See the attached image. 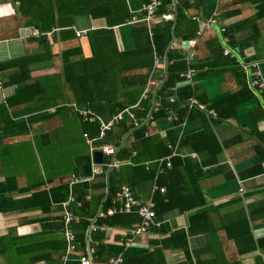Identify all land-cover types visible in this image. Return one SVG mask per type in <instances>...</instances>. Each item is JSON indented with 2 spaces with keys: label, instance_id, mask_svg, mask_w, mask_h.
Instances as JSON below:
<instances>
[{
  "label": "crops",
  "instance_id": "0c3cea01",
  "mask_svg": "<svg viewBox=\"0 0 264 264\" xmlns=\"http://www.w3.org/2000/svg\"><path fill=\"white\" fill-rule=\"evenodd\" d=\"M184 1L192 6L187 9V18L182 21L179 34L175 36L170 49L173 51L172 61L176 63V70L181 78L173 89L171 101L189 107L194 98L204 107L191 108L190 119L187 118L180 125H176L170 115L158 118L151 123L150 133L161 138L168 137L174 143L178 139V143L179 138L185 136L189 139L205 127L214 132L221 147L213 141L210 146L204 141L189 139L182 147L176 146L171 155L162 158L164 164L167 160L172 163L174 156L180 159L174 160L175 169L160 179L164 187L172 188L174 195L182 200L185 194L193 193L191 188L197 184L201 193L194 192L195 200H201L204 196L206 206L183 214L176 210L165 213L159 220L162 228L138 235L132 242H128L129 233L126 228L91 226L89 233L96 230L101 232L106 251L112 257L107 263L94 257L98 242L92 244L91 237L87 236L89 246L87 245L86 250L87 253L89 250L93 251L92 264H110L119 256L124 259L121 264H264V93L255 91L256 94L252 97L247 94L246 98L241 95L232 98L244 81L251 85L250 71L241 68L238 59L245 57L248 61L258 62L264 75V17H258L257 6L252 2L172 0L165 12L175 10L174 19L171 20L173 30L179 19L178 10L183 7L180 5ZM25 3L27 13L23 14L19 0H0V237L10 232L18 236H37L63 231L65 225L58 217L64 210L71 208V204L64 207V202L67 201L66 186L68 198L73 196L76 203L75 184L80 183L85 190H89L95 181L93 178L104 174L107 166L119 168L122 164L132 165L129 161L118 162L115 159L118 148L113 145L104 144L110 145L114 150L113 154L105 155L102 151L104 145H95L96 140L104 135L100 137V132L98 138H88L82 123L86 120L88 109L91 112L101 110L106 105L103 100L107 98L106 101H111L118 91L123 92L122 77L145 72L143 68L128 71L129 65L126 70L120 57L113 55L110 58H114L115 62L110 59L108 66L98 67L99 70L94 66H86L91 75L83 84L61 83L60 75L63 73L64 62L68 59L67 53L72 61L91 58L92 49L87 34L67 40L58 36L55 41L52 40L54 29L48 35L51 44L49 58L44 55L45 50L39 42L29 41L39 35V29L34 23H29V20L31 17H40L45 12V23L48 24L49 8L55 17L54 0H33L32 5L26 0ZM82 10L85 9L80 7V14ZM88 10L85 11L88 14H73L67 18L77 32L107 27V13L104 14L106 10L97 16ZM214 11L219 13L215 24H212L209 31H204L201 38H196L198 31L209 21ZM223 14H228V17L223 19ZM192 23L196 25V35L185 40L184 30ZM39 24L44 23L39 21ZM226 26L234 28L231 30L232 36H227L226 31H222ZM58 33L57 31L56 34ZM225 37L227 42L223 40ZM233 39L240 45V49L231 45L234 44ZM195 40L194 56L187 62L191 44ZM185 42L188 43L187 46ZM114 43L120 52L147 48L153 44L152 31L148 27L146 31L144 25L139 23H123L114 29ZM224 47L230 49L234 57L225 55ZM28 56L31 59L29 72L25 70L26 62L23 60ZM166 61L169 65L167 54L162 59H156L153 77L145 89V98L149 92L153 93L159 87L161 69L164 72L167 70ZM193 64H200V70L193 69ZM189 70L194 71L192 79L185 77ZM111 73L112 81L109 82L106 79ZM92 75L97 80L92 79ZM29 76L33 80L45 76L54 77L55 85L49 89L52 90L50 94L55 106L38 110L42 106L37 100L42 98L44 87L41 84L31 88L37 95L35 103L29 104L26 101L27 83L23 80ZM102 87L104 91L99 93ZM80 88L85 91L82 97L84 105L78 102L81 94H76ZM94 89L98 90V95L102 94V99L100 96V100L97 99ZM13 95L14 106H9L7 110L3 105ZM61 99L68 101L62 102ZM58 101L64 107L60 112H56ZM137 106L127 108V112L130 113L129 110ZM218 106H221L219 109L225 114L233 112L232 116L217 120ZM156 109L157 104L153 111ZM153 111L149 119L150 113L148 114L144 123L152 119ZM131 116L134 118L133 114ZM122 117L123 113L108 123L113 124L115 119L120 120ZM133 140V133L130 132L124 138L122 146L129 145ZM193 146L196 151L192 150ZM97 151L102 152L101 162L95 160ZM106 159L108 160L105 161ZM202 161L208 163L200 165ZM149 163L144 165L148 167ZM195 164L201 166V172L195 171ZM107 172L106 188L93 192L94 195L104 193V199L108 189ZM158 187L157 181L151 180L136 185L133 193L141 201L147 202L153 200ZM180 187L183 189H179ZM39 191L49 193L52 207L50 214L41 210L42 203L29 210L26 208L28 205L21 202ZM11 206L14 209L9 210L8 207ZM60 207H64V210H58ZM45 217L53 219L43 221ZM191 224L194 225V230L189 234ZM78 249L79 247L75 254L77 257L85 255L83 250ZM36 250L35 253L28 252L23 256L10 255L7 259L6 256H0V264H33L30 260L42 253L38 252L37 247ZM53 257L56 264L58 254L55 253ZM34 264L51 262L41 260Z\"/></svg>",
  "mask_w": 264,
  "mask_h": 264
},
{
  "label": "trees",
  "instance_id": "16d2710c",
  "mask_svg": "<svg viewBox=\"0 0 264 264\" xmlns=\"http://www.w3.org/2000/svg\"><path fill=\"white\" fill-rule=\"evenodd\" d=\"M20 1V9L22 10L23 14L27 13L25 10L26 0H19ZM160 6L158 7L157 16H160L164 13L172 12L174 14L175 10L168 12L166 8L170 5L172 0H159ZM242 2H252L256 4L258 17H264V0H240ZM31 5L33 4V0H29ZM113 2L122 3L120 5L113 4ZM54 0L55 3V17L51 14V8H49L50 13V22L46 24L47 21V14L44 12L43 15L40 17H31L29 23H34L35 27L39 29L38 37H33L30 42H39L40 45L44 48V55H47L49 58L51 57V44L49 34L53 33L55 29V33H53L52 40H58L59 38L73 39V38H81L83 35L87 34L88 41L91 45L92 49V56L88 59H78L72 61L70 55L67 53L68 59L64 62V69L61 76V83L71 84L72 82H76L79 84H83L90 78L91 73L88 71L86 66H94L96 70L103 65L108 66V61L111 59L110 57L113 55H117L120 57L119 60L123 63L126 70L131 69H144V73L135 74V75H125L124 78H121V82L123 84V92H117L115 95L112 96L113 100L105 101V106L101 107L100 109L103 110H94L91 112L88 109V115L86 116V120L82 123L84 128V133L90 139H96L100 136L102 124H107L111 119L119 114L123 113L122 119L118 120L115 119L113 121L112 126L109 130L105 131L104 136L102 138L97 139L96 144H110L113 145L117 151L115 153V159L119 161H129L132 165H121L119 168L108 166L105 169V173L99 176H95L93 180V184H91V188L89 190H85L80 183L74 185V192L76 195V203H72L69 208V212L72 214L71 222L65 221V210L64 207L58 208V210H64L62 215L58 218L62 221L65 225V229L63 231H55L50 233H44L41 235L35 236L33 235H25V236H18L13 235V232H10L8 235L0 237V256L10 258L9 256H23L29 253H35L36 247L41 251V255H36L35 258L30 260L31 263H37L41 260L50 261L51 264H55V258L53 257L55 253L58 254V258L56 259V264H64V256L66 254L68 241L66 237V231L70 230L74 234L75 241L78 242L80 245L78 246V250H83L84 254L87 255L86 247L89 244L87 243V236L91 237L92 244L98 242L95 256L99 257L100 261L107 263L110 258V253L106 250L105 244H103V237L100 235V231H92L91 234L90 229L91 226L95 227H105V228H126L128 229V238H131V231L136 228V225L140 223L141 217L138 213H114L109 215L108 209L114 207L115 199L117 198L118 192L121 190V187L124 185H128L131 187L132 191L136 187V185L148 182L151 180H156L158 184V190L153 196V202H155V211L158 222L160 223V217L165 215V213L178 211L179 213H186L192 210L200 209L206 206V199L204 196L201 200H195L194 195L196 193H201L200 187L195 184L191 189L193 193L185 194L183 199H178L174 193L172 188L164 185L161 183L160 179L168 174L169 171L175 169L174 160H180L179 158H172L173 162L171 163V167H167L165 164L162 166V171L159 169L158 160L169 156L173 153L174 148L176 146L182 147L184 142L189 139H196L197 141H204L208 143L210 146L213 143H216L217 146H220V142L215 136L214 132L208 129V127L203 130L198 131V133L191 135L189 139L186 137L179 138V144L170 141V138H161L159 135H154L150 133V126L151 123L158 118L161 117H169L173 116L176 125H180L181 123L185 122L187 118L190 119L192 114V109L186 106V104H180L176 101H171L174 95V87L180 81V73L176 70V63L172 58V53L169 49L170 44L173 41L174 36H178L182 21L187 18L186 12L189 7L192 6L190 3H186L184 1L183 6L178 10L179 19L177 20V25L173 30V22L170 21H163L161 20L152 27V39L153 44L150 47L139 49V50H132V51H125L120 52L117 49L116 43H114V29L115 27L123 24V23H139L140 25H144V29L147 31V14L146 10L143 9L145 4L149 3V0ZM84 8L82 10V14H88V12H94L93 15L97 16L100 15L103 11L106 10L104 14L107 20V27L104 29H97L91 30L89 29L88 32L81 31L77 32L74 25L68 21V16H72L73 14L78 16L82 15L79 13V8ZM119 8V9H118ZM47 9V8H46ZM74 9V10H72ZM69 13V14H68ZM52 15V16H51ZM87 16V15H86ZM45 17V18H44ZM223 19L228 17V14L222 15ZM39 18V19H37ZM67 19V20H66ZM219 19V18H218ZM221 19V18H220ZM40 22L44 24L40 25ZM196 23V22H195ZM195 23L189 24L188 27L184 30V39L190 40L195 37L197 28ZM225 28V35L232 36L231 30L234 28L230 26H226ZM59 32L56 34V32ZM174 31V32H173ZM81 33V35H78ZM232 39V37H229ZM234 44L230 43L231 45L237 46V48H241L240 45L232 40ZM219 46V45H218ZM167 54V57L170 61L167 67V77L166 72L161 69V74L159 76V87L153 93L149 92L147 98L144 97L145 89L151 79L153 77V69L155 67V61L157 58H164ZM66 55V53H65ZM45 58V56H44ZM26 62V71L29 72V66L31 64V59L28 56L27 58L23 59ZM71 60V62H70ZM118 60V62H119ZM112 62H115V59H111ZM135 63V64H134ZM99 67V68H98ZM192 68L195 70H200V64H193ZM113 70V69H112ZM73 72V73H72ZM155 73V72H154ZM28 75V74H27ZM111 75L107 77V81L111 82ZM75 77V80L73 79ZM95 77V78H94ZM99 78V74L97 75ZM97 77L92 75V79H96ZM15 79H12L14 81ZM113 80L115 81L114 77ZM18 82V81H17ZM26 82L27 85L25 88V99L29 104L35 103L37 95L35 91L31 88L35 87V85H43L42 90V98H38V102L42 103V106L38 110H46L48 108H52L55 106V101H52L51 92L52 90L49 89L52 85H55V80L53 76H45L39 80H33L31 77H27V79L23 80ZM251 86L249 83L246 84L244 81L241 84V88L237 91L236 95H233L232 98L241 95V97L246 98L247 94L249 97L255 96V91H264L257 86L252 84V79L250 80ZM72 85V84H71ZM253 89L251 90L250 89ZM255 88V90H254ZM18 91V90H17ZM104 91V87L99 91L102 93ZM254 91V92H253ZM91 92V91H89ZM80 93L81 97L78 99L80 104H83L84 100V90L76 91V94ZM93 93L97 95V99L100 100L101 96L98 95V90L94 89ZM18 95V94H17ZM100 96V97H99ZM14 95L11 97L10 101H6L3 107L7 110L9 106H14V99H12ZM155 98V105L157 104V109L153 111L152 119L149 120L148 123H144L147 119L148 114L151 112L153 99ZM198 98V97H197ZM202 101V100H200ZM237 101V100H236ZM234 102V101H232ZM48 103V105H46ZM84 105V104H83ZM138 105L137 107L131 108L129 112H127V108ZM217 107V120H224L232 116L233 112L230 114H225L222 110ZM63 106H56V112L62 111ZM90 108V107H89ZM226 109V108H224ZM105 110V112H104ZM106 113V114H104ZM134 115V118L131 116ZM99 117H98V116ZM137 121V124H135ZM14 124V123H12ZM133 133L134 140L129 145L122 146V142L124 138L130 133ZM176 144V145H175ZM194 151L196 148L193 146ZM106 159L105 161H107ZM146 162H150L149 166H145ZM206 161H202L200 165H206ZM108 164V163H106ZM199 164H195V171L201 172V166ZM109 171V194L104 199L105 194H97L94 195L93 192L103 191L106 188V172ZM165 188L164 192L161 189ZM179 189H183L180 187ZM92 190V192L90 191ZM195 192V194H194ZM180 194V193H179ZM136 197V194H134ZM68 198V187L66 186V198ZM102 198L104 199L103 201ZM137 198V197H136ZM24 204L27 209H34L35 205L38 203H42V211L45 214H50L52 212L51 202L49 199V193L47 191H39L33 193V195L28 198L24 199ZM103 204L102 213L100 214V207ZM9 210L14 209V206L8 207ZM53 218L45 217L43 221H51ZM57 219V217H55ZM162 228L163 225L157 226L153 224L149 231ZM194 225L191 224L189 227V234L193 232ZM127 236V234H126ZM77 247V248H78ZM29 252V253H28ZM123 259V257H122ZM124 260V259H123ZM80 257H77L75 254L68 257L66 264H80ZM126 262V261H125Z\"/></svg>",
  "mask_w": 264,
  "mask_h": 264
},
{
  "label": "built area",
  "instance_id": "2783aa9c",
  "mask_svg": "<svg viewBox=\"0 0 264 264\" xmlns=\"http://www.w3.org/2000/svg\"><path fill=\"white\" fill-rule=\"evenodd\" d=\"M192 2V0H186ZM160 1L159 0H149L148 4H145L143 6V9L146 10L147 14V19H146V25L148 29H152V27L155 25V23L160 22L161 20L163 21H170L174 19V14L169 12V13H164L160 16H157V11L158 7L160 6ZM219 13L217 11H214L211 18L209 19L208 22L203 24V27L198 31L197 37L196 38H201V36L204 34V31H209L212 27V24L216 22V18L218 17ZM197 19V18H195ZM223 32H225V28L222 29ZM78 35H81V33H78ZM225 42H227V38H223ZM192 42V41H191ZM195 42L191 44V50L189 51V54L187 56V62H190L194 56L195 50ZM224 54L225 55H230L234 57V54H232V51L226 47H224ZM238 65L247 70L250 71V77L252 79V84L254 86L259 87L264 91V75L263 72L260 68V65L256 61H248L246 60L245 57H242L237 60ZM194 76V71L189 70L186 74L185 77L188 79H192ZM194 106H198L200 108H203L204 106L199 103L197 99H192L189 104V108H193ZM172 119L173 116H172ZM176 120V118L174 119ZM112 123L108 124H102L101 127V136L102 137L105 133V131L109 130L111 127ZM102 151L105 155H111L113 154L114 150L110 145H104L102 147ZM169 159V157H168ZM159 164V169L162 171V166L164 164V159H161L157 161ZM117 164L115 163V166ZM167 167H171V162L170 160H167L166 164ZM162 192H164V189H161ZM75 202V199L73 196H69L67 201L64 202V207H68L70 204ZM115 206L108 211V214H114V213H133L136 212L139 214L141 217V221L139 224L136 225V228L131 231V238L128 239V242H132L136 236L141 235L143 233L149 232V229L153 224H156L157 226L160 225L158 222L157 216H156V211H155V202L153 200H149L147 202H143L140 199L136 198L133 191L130 189L128 186L122 187L121 191L118 192L117 198L114 201ZM65 221L71 222L72 220V214L68 211L65 210ZM95 230L97 228H94ZM66 237L68 241V246L66 250V254L64 256V264H66V261L69 256L76 254L77 251V246L80 244L75 241L74 234L72 231L67 230L66 231ZM89 254L87 255H82L80 256V264H92L91 256L93 254L92 250H89ZM123 261L122 256H119L118 258L113 259L110 264H121Z\"/></svg>",
  "mask_w": 264,
  "mask_h": 264
},
{
  "label": "water",
  "instance_id": "95a60500",
  "mask_svg": "<svg viewBox=\"0 0 264 264\" xmlns=\"http://www.w3.org/2000/svg\"><path fill=\"white\" fill-rule=\"evenodd\" d=\"M173 32H174V31H173ZM174 39H175V36L173 37V41H174ZM172 43H173V42H172ZM172 43L170 44L169 49H171V45H172ZM184 44L187 46L188 43L185 42ZM166 60H167V59H166ZM167 65H168V62L166 61V63H165V69L167 68ZM166 71H167V70H166ZM166 77H167V72H166ZM154 104H155V98L153 99V105H152V109H151L150 116L148 117V119L151 117V113H152V111H153V109H154V106H155ZM147 121H148V120H147ZM95 160L101 162V160H102V152L97 151V152L95 153ZM107 177H108V181H109V171L107 172ZM108 181H107V183H108ZM108 194H109V184H108V189H107V195H106V197L108 196ZM106 197H105V198H106ZM102 209H103V205L101 206L100 213H101Z\"/></svg>",
  "mask_w": 264,
  "mask_h": 264
},
{
  "label": "rangeland",
  "instance_id": "374dc122",
  "mask_svg": "<svg viewBox=\"0 0 264 264\" xmlns=\"http://www.w3.org/2000/svg\"><path fill=\"white\" fill-rule=\"evenodd\" d=\"M61 101H62V99H61ZM63 101H64V102H67V101H68V99H64ZM63 101H62V102H63ZM58 103H59V101H58ZM60 103H61V102H60ZM60 103H59V105H58V106H60Z\"/></svg>",
  "mask_w": 264,
  "mask_h": 264
}]
</instances>
